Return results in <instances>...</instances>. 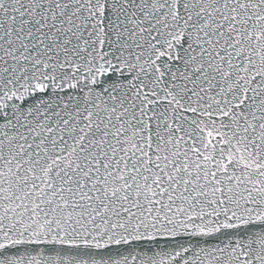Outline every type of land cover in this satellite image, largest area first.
Listing matches in <instances>:
<instances>
[{
	"label": "snow or ice",
	"instance_id": "6c2138e0",
	"mask_svg": "<svg viewBox=\"0 0 264 264\" xmlns=\"http://www.w3.org/2000/svg\"><path fill=\"white\" fill-rule=\"evenodd\" d=\"M0 264H264V0H0Z\"/></svg>",
	"mask_w": 264,
	"mask_h": 264
}]
</instances>
